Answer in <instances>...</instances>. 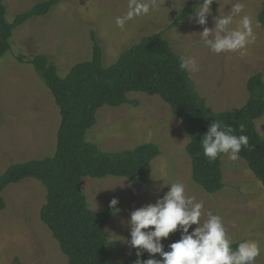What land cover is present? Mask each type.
<instances>
[{"label": "rangeland", "instance_id": "obj_1", "mask_svg": "<svg viewBox=\"0 0 264 264\" xmlns=\"http://www.w3.org/2000/svg\"><path fill=\"white\" fill-rule=\"evenodd\" d=\"M47 0H5L6 20L30 10ZM200 0H157L148 15L127 22L124 28L116 18L126 15L129 0H64L45 17L30 20L17 29L12 49L0 59V174L10 165L53 156L61 123L59 108L49 88L23 60L34 55L50 58L65 77L77 64L91 60L92 33L104 51V64L113 65L127 49L144 36L169 26L185 9ZM244 4L243 14L253 20L256 43L241 52L215 54L201 41L203 27L186 17L166 33L165 38L180 55L194 57L200 70L191 74L200 95L213 112L238 111L249 100L248 80L261 73L264 81V28L257 21L264 0H217L211 5L212 15L206 27L213 28V18L230 15L233 4ZM239 17H234L236 27ZM138 105L119 108L103 107L97 112V125L87 140L105 152L130 150L153 143L161 149L147 170L146 184L131 183L124 178H85L81 184L90 207L105 211L113 198L120 204L107 226L108 247L114 263L137 256L130 247L128 221L132 211L154 204L169 191L172 182L184 183L186 193L203 204V212L222 217L227 235L233 243L251 239L261 248L255 264H264V188L254 177L247 163L239 159H222L225 188L208 194L192 179V164L186 152L190 141L181 121L159 97L143 93L128 95ZM264 137V117L256 121ZM2 196L7 207L0 212V264H68L59 244L42 222L40 211L46 204L47 192L40 182L27 179L7 187ZM207 218L201 216V221ZM193 225L189 232L195 229ZM180 239L170 234L164 245ZM143 253H147L146 251Z\"/></svg>", "mask_w": 264, "mask_h": 264}, {"label": "trees", "instance_id": "obj_2", "mask_svg": "<svg viewBox=\"0 0 264 264\" xmlns=\"http://www.w3.org/2000/svg\"><path fill=\"white\" fill-rule=\"evenodd\" d=\"M63 1L40 2L8 23L5 0H0V59L11 51L17 29L30 20L48 16ZM199 3L182 11L165 29L144 36L111 66L104 64L103 47L95 33H92L91 60L75 65L65 77L59 75L57 66L47 56L19 58L33 67L51 91L61 123L53 156L12 164L0 174V212L7 207L2 196L7 187L27 179L40 182L47 192L46 204L40 211L41 220L59 244L68 264H135L137 260L134 256L113 262L107 226L117 211L110 207L105 211L93 210L81 187L85 178L114 177L134 184L147 183V170L162 154L157 144L105 152L87 140L88 132L97 125L100 109L138 105L129 100L130 94L143 93L161 98L170 107L172 115L181 121L190 139L186 152L192 164V179L206 193L217 194L225 188L224 155L209 163L200 143L215 120L231 126L235 135L248 137L249 147L242 148L239 156L264 188V137L256 128V121L264 117L263 75L259 73L248 80L250 98L240 110L213 112L198 92L192 75L180 70V57L184 55L178 54L165 38L172 28L194 14ZM257 21L264 28V3ZM240 124L245 125L243 133L239 131ZM239 242L233 243L232 248L235 249ZM168 246L164 245L165 251L169 250ZM149 258L161 259L158 254L150 257L148 253L140 257L142 260ZM12 264L22 263L16 258Z\"/></svg>", "mask_w": 264, "mask_h": 264}, {"label": "clouds", "instance_id": "obj_3", "mask_svg": "<svg viewBox=\"0 0 264 264\" xmlns=\"http://www.w3.org/2000/svg\"><path fill=\"white\" fill-rule=\"evenodd\" d=\"M217 0H200L199 5L190 19L203 27L199 33L202 43L213 53H243L249 46L256 43V34L252 18L243 14L244 4L237 2L232 5L230 15H218L213 18L214 27L208 28V17L212 15L211 5ZM157 6V0H129L128 12L116 18V24L124 28L128 21L141 15H148ZM234 17H239L236 27H232ZM180 70L189 76L200 70V65L192 56L180 57ZM239 131H245V125H239ZM203 154L209 163L218 157L227 155L231 161L240 159L242 148L249 147L246 135H235L231 126L223 125L215 120L209 125L200 142ZM169 191L157 199L154 204H146L130 214V247L136 249L135 264H255L261 254L260 245L251 239H245L232 248L233 240L227 235L223 219L211 211L204 213L203 204L196 202L195 196L186 193L184 183L172 182ZM119 201L113 198L109 207L118 211ZM207 218L201 221V216ZM196 225L192 232L189 229ZM179 232L180 239L171 243L168 251L164 250L163 240L170 234ZM150 257L157 254L161 259L149 258L142 260L143 252Z\"/></svg>", "mask_w": 264, "mask_h": 264}]
</instances>
